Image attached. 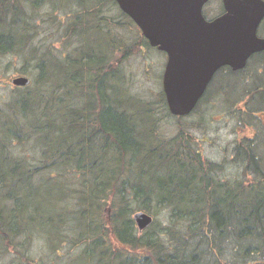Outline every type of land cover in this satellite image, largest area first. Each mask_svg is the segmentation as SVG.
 <instances>
[{
  "label": "trees",
  "instance_id": "16d2710c",
  "mask_svg": "<svg viewBox=\"0 0 264 264\" xmlns=\"http://www.w3.org/2000/svg\"><path fill=\"white\" fill-rule=\"evenodd\" d=\"M108 1L0 0V56H22L19 74L31 79L0 102V239L37 232L54 250L73 245L68 264H207L186 253L197 238L218 256L210 264H264V159L247 147L258 179L231 182L184 129L161 136L158 111L126 91L121 66L152 46L123 11L122 23L104 15ZM69 5L78 10L61 36L74 48L40 52L30 43L37 19ZM164 207L166 225L154 218ZM137 211L154 218L143 231ZM228 234L234 261L220 256Z\"/></svg>",
  "mask_w": 264,
  "mask_h": 264
},
{
  "label": "rangeland",
  "instance_id": "374dc122",
  "mask_svg": "<svg viewBox=\"0 0 264 264\" xmlns=\"http://www.w3.org/2000/svg\"><path fill=\"white\" fill-rule=\"evenodd\" d=\"M70 7L72 10L67 11L69 13L60 12L56 18L39 16L35 23L37 29H34L36 36L30 43L38 46L40 52L52 47L50 49L54 53L60 54L74 48L70 43L67 44V41L61 36L62 23L71 19L70 14L78 10L72 5L64 8L69 9ZM204 9L207 18L212 19L221 13L222 0H210ZM103 10L104 15L110 16L113 22L122 23L125 21L117 2H106ZM45 12H47V8L41 9L39 15ZM94 15L92 13L90 16L94 17ZM88 19L92 21L91 18L88 17ZM139 30L141 32L140 28ZM261 32L264 33V26L261 28ZM125 34L129 35L126 32ZM73 45L77 46L75 40ZM51 50H47V53H52ZM23 59L22 56L16 54L0 56V102L7 101L14 91L15 86L11 80L21 76L19 69L23 64ZM166 61L165 52L154 47L141 49L140 44L137 45L135 53L123 60L121 65L126 91L131 96L153 103L155 111H158L155 113L159 119L156 127L162 137L171 138L184 129V138L194 142L192 145L194 149H199L204 159H209L220 165L221 171L217 174L220 179L231 182L237 180L255 182L258 179H256L258 173L254 169V162L251 161L252 159L247 153V147L253 146L258 158L264 159V88H262L264 87V74L257 75L255 73L261 68L262 71L264 70V65L261 63L263 60H260L259 56H255L246 69L240 73H230L225 77L219 73L197 110L193 115L187 117L170 115L163 109L161 93H164L163 73ZM24 150L30 152L24 155L29 156L34 163L38 161L37 158H33L31 145L26 146ZM45 174L48 173L45 172ZM170 213V208L164 207L154 218L166 225ZM202 242L197 238L194 239L186 249V253L196 254V257L200 261L202 259L203 263L217 262L218 256L215 253L208 255ZM250 243L256 244L259 241ZM220 244V256H223L227 261H234L232 251L234 244L231 236L228 234V237L224 238ZM17 248H20L18 253L16 252ZM78 252L79 250L73 248V245L67 244L62 245L60 250H54L47 238L37 232L27 235V237L22 236L16 241L13 240L12 244L6 239H0V264H68L69 258H74ZM254 258H256L255 255Z\"/></svg>",
  "mask_w": 264,
  "mask_h": 264
},
{
  "label": "water",
  "instance_id": "95a60500",
  "mask_svg": "<svg viewBox=\"0 0 264 264\" xmlns=\"http://www.w3.org/2000/svg\"><path fill=\"white\" fill-rule=\"evenodd\" d=\"M115 1L150 46L166 53L163 91L173 115L192 112L219 68L243 69L253 54L264 51V37L258 35L264 0H223L224 12L212 19L203 13L209 0ZM30 83L27 76L12 79L15 86ZM133 219L139 231L154 221L144 211Z\"/></svg>",
  "mask_w": 264,
  "mask_h": 264
},
{
  "label": "flooded vegetation",
  "instance_id": "af4514ba",
  "mask_svg": "<svg viewBox=\"0 0 264 264\" xmlns=\"http://www.w3.org/2000/svg\"><path fill=\"white\" fill-rule=\"evenodd\" d=\"M204 7H205V6H204ZM204 11H205V9L203 10V12H204ZM223 12H224V5H223V0H222V11H221V13H219L218 15L222 14ZM204 15L207 17V15H206L205 13H204ZM218 15H217V16H218ZM263 26H264V19L262 20V22H261V24H260V26H259V28H258V35L261 36V37H264V33L261 32V28H262ZM255 56H256V57L259 56V57H260V60H263V61H261V63L264 65V51H261V52H258V53L253 54V55L249 58V60H248V62H247V65L250 63V61H251ZM262 64H261V65H262ZM247 65H246V67H247ZM246 67L243 68V69H239V70H234V69H233L232 67H230V66H223V67L219 68V69L215 72V74L213 75L212 80H211L210 83L208 84L205 93L203 94V96L201 97V99L198 101L196 107L192 110V112H191L190 114L186 115V117H187V116H190V115H193V113L197 110V108H198V106H199L201 100L204 98V96L206 95V93H207L208 90L210 89V86L213 84L215 77H216L219 73H222L223 77H225V75L228 76V75H230V73H231V74L240 73L241 71H244V70L246 69ZM263 67H264V66H263ZM255 73H257V75H262V74H264V70L262 71V68H261V69H259L258 71H255ZM224 82H225V80H224ZM224 82H223V84H224ZM263 83H264V81H263ZM262 88H264V87H262ZM179 117H185V116H179ZM208 160H209V159H208ZM210 161H211V160H210Z\"/></svg>",
  "mask_w": 264,
  "mask_h": 264
}]
</instances>
